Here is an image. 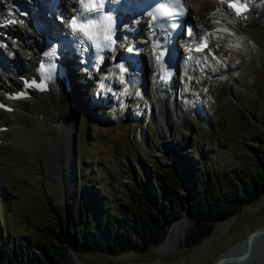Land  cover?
<instances>
[{
	"label": "rangeland",
	"instance_id": "374dc122",
	"mask_svg": "<svg viewBox=\"0 0 264 264\" xmlns=\"http://www.w3.org/2000/svg\"><path fill=\"white\" fill-rule=\"evenodd\" d=\"M30 1L23 10L30 9ZM16 2L19 3L12 1V6ZM15 9L20 10L13 6V13ZM258 9L264 13L260 6ZM250 17L252 23L248 28L232 21L214 22L209 16L198 22L193 20L196 28L210 29L211 56L195 61L190 68L193 80L183 81V74L175 73L171 91L176 92V98L167 94L171 105L167 103L168 97L163 98L167 91L160 90V94L154 82L158 91L153 93L148 87L144 93L136 86L138 83H134L129 87L130 91L135 87L130 95L118 79L121 73H116L114 68L107 71V65H102L96 75L88 72V80H83L85 84H81L73 96L77 100V115L71 114L69 119L74 121L71 132L75 138L77 176L80 180L82 175L92 203L98 199L119 203L116 195L135 189L151 196L156 209L160 210L173 189V180L178 181L177 193L189 203L192 182L216 186L217 182L223 183L224 176L235 171L236 166L250 171V153L254 152L253 160L260 161L264 153V19ZM12 20L18 30L29 29V24L16 18ZM23 37L21 42L28 44L25 49L18 38L8 36V41H3L0 35V51L5 56V62L0 64V88L12 85V74L17 72L13 59L20 57L18 67L22 73L30 65L39 37ZM11 43L13 47L8 52ZM144 65L148 67L149 63L146 61ZM142 80L149 83L148 73ZM17 111L24 113L19 109L8 114L0 111V123L9 127L0 133L3 217L0 225L4 222L8 231L29 233L44 219L48 207L51 212L56 207L62 216L66 215L78 193L79 182L69 179L63 189V199L59 192L49 194L45 190L44 168L51 169L53 162L48 151L53 132L44 126L32 129L19 123ZM134 183L136 187L132 188ZM35 185L43 192L39 193ZM187 223L184 239L168 251L151 246L114 256L99 251L77 255L89 264H210L229 244L264 224V192L229 217L215 222L210 232L195 243H192L194 227ZM174 225L165 231L166 235ZM26 246L28 249V244ZM69 247L73 249L68 241L65 264H77L68 253ZM258 264H264V255Z\"/></svg>",
	"mask_w": 264,
	"mask_h": 264
},
{
	"label": "trees",
	"instance_id": "16d2710c",
	"mask_svg": "<svg viewBox=\"0 0 264 264\" xmlns=\"http://www.w3.org/2000/svg\"><path fill=\"white\" fill-rule=\"evenodd\" d=\"M250 154L251 170L236 166L235 171L224 176L223 183H214L217 187L192 182L187 208L189 224L194 227L192 243L208 234L215 222L229 217L264 192V153L260 161L253 160L254 152ZM77 182L79 190L66 215L62 216L56 207L51 212L48 207L43 222L29 233L8 231L4 222L0 225V264H65L68 241L76 253L99 251L114 256L144 250L164 239L185 205L183 195L176 191L177 180H173V189L160 210L151 196L135 189L116 195L119 203L102 199L92 203L82 175L80 180L77 176ZM131 187H136V183ZM1 213L0 205V219Z\"/></svg>",
	"mask_w": 264,
	"mask_h": 264
},
{
	"label": "bare ground",
	"instance_id": "6f19581e",
	"mask_svg": "<svg viewBox=\"0 0 264 264\" xmlns=\"http://www.w3.org/2000/svg\"><path fill=\"white\" fill-rule=\"evenodd\" d=\"M12 1H16V0H0V35L3 38V41H6L8 36L18 38L20 40V42H21V39L23 40V38H25L23 36L36 38V36L39 33H38V31H32V27H31L32 26V20H27V22H26L29 24L27 26V27H29V29H22V31H20V28L18 30V28L15 26L16 24L14 25L11 23L12 22L11 19H15V18L21 19V20H26L23 17V12H21V10H23V8L25 7L26 2L24 0H17V1H19L20 5H21L20 10L15 9V11L13 13L11 10V8L13 7ZM251 1L254 2V0H251ZM258 1L259 0H255V4L253 3L251 5V11L246 15L245 18H243V16L240 17L238 15H234L230 11V9L223 3L212 2L210 0H207V2H196V0H187L188 5L191 8L190 9L191 18H193V20L195 19L194 20L195 22H198L197 20H199L202 17L209 16L210 18H212L213 21L215 20L214 22H220L222 24H225L226 22L232 21V22L239 23L240 24L239 26L245 25L246 28H248L252 23L250 15L251 16L254 15L255 18L260 19L261 21H263V19H264L263 11L260 12V10L258 9V7L260 6L264 10V2L258 6V4H259ZM16 3H18V2H16ZM69 3H71L70 0H69ZM3 14H6V18L10 19L9 23L6 22V24H3V23H5L3 21V19L1 18V16ZM260 14L262 16H260ZM253 22H254V20H253ZM204 28H205V26H204ZM22 32H23V34H22ZM209 36H211L210 32H209ZM210 41H211V38H210ZM21 43H23L24 49L28 48V46H27L28 44L26 45V43L24 41ZM12 47H13V44L12 43L9 44V51L12 50ZM37 47H38V40L35 41L34 48L36 49ZM29 48H31V46H29ZM127 48H128V46H126V49ZM33 54H34V52H33ZM210 54H211V52L209 51V46H208V48L206 50H204L203 52H201L200 54L193 55L192 59L188 60L186 63L187 73L190 74L192 71V69H190V68H191L193 63L190 61L196 60V61L201 62V61H203V59L209 57ZM19 58L20 57H16L15 59H13V62L15 63L14 65H16V71H17L15 74L13 73L14 78L11 77L12 80L10 79L11 83H12L11 86H13V87L19 85V82L16 79V77L24 74V73H22V69L20 67H18V59ZM140 58L142 59L143 57L141 56ZM58 60H59V58H58ZM3 62H5V56H3V54L0 51V64H2ZM61 69H62V73H57L54 77H52L54 80V85L47 92L40 91V90H37V91L31 90L30 91L31 93L28 97H26L24 99L9 100V102L13 105V107H14L13 109H19V110H22L24 112L22 114V113H19V111H17L18 118H16V121H18L19 123L21 121L24 124L28 125L29 127H33L32 129H34V128L43 129L44 127H46L47 129L52 130V131L62 132L60 134H63V136L65 138L64 143L66 145V148L69 149V142L66 140V138L71 133V131H72L71 128H73V124H74V121H72L69 118L71 117V114L72 115L76 114L75 102H77V100L75 101L73 96L75 94L76 89L77 88L79 89V86H81V84L82 85L85 84L83 80L86 81V80H88V78L86 77L87 74L82 76L81 74H76V73H73L72 71H70L69 67H67V63L65 60L61 63ZM131 75H134L135 77L138 76L136 73H131ZM74 77H75V79H74ZM77 78L79 79L78 81H77ZM60 82H61V84H60ZM62 83H63L64 87L62 86ZM134 83H137V81H134L132 84H134ZM173 83L174 82L172 79L171 82L164 84V85H161L159 83H157V84L155 83V84L158 86V89H159V91L157 90L158 92H161L162 90L167 91L165 94L163 93L165 98H167L168 97L167 94L171 93V88H172L171 85ZM66 87H69V91H67V94L65 95ZM162 87H164V88L162 89ZM1 89H3V88H0V90ZM3 90L6 91V89H3ZM160 94H162V92ZM81 97L83 100L82 94H81ZM167 99H169V100H167V103L171 105L170 98L168 97ZM42 126H44V127H42ZM46 128L44 130H47ZM49 132H47V133H49ZM37 133H38V131H37ZM41 134H40V136H41ZM38 136H39V134H37V138H38ZM60 139L62 140L61 135H60ZM38 140H37L36 144H39ZM62 159H63V163H61L60 166L63 168L64 176H61V179L64 178L63 183H65V185H66V182L69 181V173H68V166H67L68 160L66 162L65 158H62ZM172 225H174V224H172ZM187 227H188L187 222L178 221L174 225L173 229L171 231H169V233L166 235V237L161 241V243L159 245L155 246L154 249L160 250V251L165 249L168 251L172 247L179 245L180 242L185 237V231H186Z\"/></svg>",
	"mask_w": 264,
	"mask_h": 264
},
{
	"label": "water",
	"instance_id": "95a60500",
	"mask_svg": "<svg viewBox=\"0 0 264 264\" xmlns=\"http://www.w3.org/2000/svg\"><path fill=\"white\" fill-rule=\"evenodd\" d=\"M52 132L53 134H51V136L53 140L52 143L49 145L48 151L51 154L50 158L53 159V162L52 164L49 162H44L45 165L51 164L50 166L51 169L48 168L46 170L43 167L44 185H45V190L48 191L49 194L50 193L55 194L59 192L61 199H63L65 195L63 189L68 182H66L65 185V183H63L64 178L61 179V176H64L63 168L60 166V164L63 163L62 158H65L66 162L68 160L67 166H68L69 179L72 178L73 181L77 180V170L75 164V157H76L75 138L72 132L66 138V140L69 142V149H67L64 143L65 138L63 134H59L58 131H52ZM60 135L62 136V140L60 139ZM45 159H48V157L46 156ZM35 187L39 193L43 192V190L39 186L35 185ZM54 201H57V199L55 198ZM187 208H188V203L187 201H185L184 209L182 210L180 217L175 219L170 225H172L175 221L178 220L187 222L188 221ZM135 238L137 239V237ZM68 253H70V255L73 257L74 261H76L77 264H89L79 259L77 253L71 247H69ZM164 254L166 253H162L161 255ZM263 255H264V224L251 229L246 233V235L242 239H239L229 244L221 253L216 255V257L212 260L210 264H258L260 258Z\"/></svg>",
	"mask_w": 264,
	"mask_h": 264
},
{
	"label": "snow or ice",
	"instance_id": "6c2138e0",
	"mask_svg": "<svg viewBox=\"0 0 264 264\" xmlns=\"http://www.w3.org/2000/svg\"><path fill=\"white\" fill-rule=\"evenodd\" d=\"M163 2L173 8L177 6V3H175L174 0H163ZM79 3H80V8L77 9L78 15L76 17H73L71 21L73 33L77 36L82 34L90 43H94L96 45L98 51H103L104 48L109 47L111 43H113V41L111 40V36L109 35L111 29L106 28L105 26V22L111 21L112 18L110 16L98 15V13L102 11L104 5L96 4L95 0H79ZM228 6L230 8L237 9L236 14L238 16L242 15V11H241L242 6H239L236 3H229ZM243 10L246 11L247 9L243 8ZM160 14H161V10L156 9V13L154 14V19L156 15H160ZM167 15L173 16L174 18V14L171 11H168ZM80 43L81 44L85 43V40L82 39ZM206 46L207 44L205 43V47ZM55 51H56L55 49H52V51L50 53H47L46 55L54 56ZM27 86L41 87L39 85H36L35 81H33L32 84H29ZM41 90H44V88L41 87ZM10 98H18V97H10ZM0 107H3V105L0 104Z\"/></svg>",
	"mask_w": 264,
	"mask_h": 264
}]
</instances>
